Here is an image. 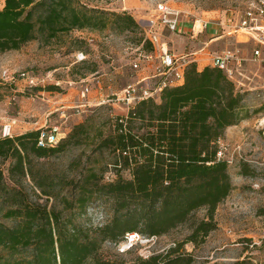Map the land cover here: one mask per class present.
<instances>
[{
  "label": "trees",
  "instance_id": "16d2710c",
  "mask_svg": "<svg viewBox=\"0 0 264 264\" xmlns=\"http://www.w3.org/2000/svg\"><path fill=\"white\" fill-rule=\"evenodd\" d=\"M108 28L134 33L145 51L153 50L128 11L89 7L80 0H0V53L19 50L32 40L53 45L73 30ZM85 67L96 71L95 64ZM244 101L243 89L223 70L212 65L199 70L191 63L183 83L164 88L159 99L139 100L127 114L113 116L108 134L98 130L91 138L89 125L82 122L55 146L39 144L41 128L1 136L0 159L11 160L13 186L0 169V213L14 224L0 223V264H195L184 246L205 242L218 226L219 205L233 190L229 164L218 151L227 128L251 116ZM261 110L264 104L254 113ZM90 142L95 150L114 154L115 180L103 181L106 166H84L78 180L38 167L44 159ZM247 161L241 159L240 174L254 176ZM77 166L72 162L67 170ZM122 170L131 178H124ZM25 178L60 207L28 200L22 188ZM101 198L112 201L109 221L97 226L75 221L86 214L91 201ZM181 227L187 234L162 253L131 262L100 255L105 242H125L129 233L155 238Z\"/></svg>",
  "mask_w": 264,
  "mask_h": 264
},
{
  "label": "rangeland",
  "instance_id": "374dc122",
  "mask_svg": "<svg viewBox=\"0 0 264 264\" xmlns=\"http://www.w3.org/2000/svg\"><path fill=\"white\" fill-rule=\"evenodd\" d=\"M80 1L89 7L116 12L128 11L144 32L148 26L147 19L152 16L153 10L160 2L179 10L187 21L194 22L199 19L209 24H222L229 16H233L238 23L243 9L241 0ZM159 31L170 49L177 53L197 51L208 41L206 36L200 37L199 40V37L191 39L187 34H177L166 29L160 28ZM236 35L210 43L206 51L213 54L232 49L245 58L246 77L239 78L246 83L242 88L245 92L244 105L251 116L234 125L221 139V144L227 149V156L234 157V163L229 164L233 190L219 205L216 211L218 226L205 242L199 245L187 243L184 246L186 251L195 256V264H235L242 260L264 264V110L254 113L264 104V46L259 45L244 31ZM256 48L261 51L258 57L254 55ZM143 50V43H137L134 33L119 34L108 28L104 31L73 30L65 34L62 41L53 45L48 46L40 40H32L19 50L0 53V116H13L17 124H33L40 119L39 109L52 104L55 107L63 106L67 116H72L68 129L64 135H59L60 138L67 137L73 127L82 122L89 125L91 138L96 136L98 130L108 134L112 130L111 118L125 115L129 111L124 103L114 101V94L149 72V66L144 63L143 68L136 70L133 67ZM196 57L202 58L196 63L197 66H207L211 63L209 55ZM90 64L96 66L93 73L85 67ZM5 71L12 76L27 71L45 80L41 85L44 89L28 88L24 80L12 83L4 79ZM86 85L91 86V92H94L83 96L82 91ZM49 86H56L57 89L48 90ZM94 95L98 98H92ZM159 96L155 98L159 99ZM103 99L113 100L99 103ZM15 135L14 133L13 136ZM94 141L97 142V139L94 138ZM91 142L68 148L65 152L44 159L38 167L58 175L66 172L68 176H76L75 179L78 180L79 172L84 166H106L103 181L115 180L117 173L113 164L114 154L109 150H95ZM237 147H240L241 154L255 171L254 176L240 174L241 159L235 153ZM72 162L78 166L74 171H68ZM10 164L11 160L0 159V169L4 172L5 180L9 186H13L8 172ZM121 174L124 178H131L128 170H122ZM22 188L30 201L47 204L49 208L55 203L53 199L48 201L40 195L39 189L30 178L23 180ZM55 204L60 207L58 203ZM3 206L6 207L5 204ZM2 214L3 211L0 213V223L12 226L14 221L4 218ZM113 215L112 201L101 198L91 201L86 214L75 217V221L97 226L109 221ZM187 232V229L181 227L165 236L144 237L143 241H138L132 246L124 242H105L100 255L104 259L126 262H131L137 257L147 258L164 252L176 240L183 239Z\"/></svg>",
  "mask_w": 264,
  "mask_h": 264
},
{
  "label": "built area",
  "instance_id": "2783aa9c",
  "mask_svg": "<svg viewBox=\"0 0 264 264\" xmlns=\"http://www.w3.org/2000/svg\"><path fill=\"white\" fill-rule=\"evenodd\" d=\"M243 9L239 16L238 23L235 22L233 16H229L224 23L220 24L223 30L230 35H236L241 31L249 34L259 45L264 46V0H241ZM182 15L179 10H175L164 2L157 4L153 10L152 16L147 19L148 26L146 28V36L153 44L152 51H142L138 61L133 63L134 69L143 68L144 64L150 67V63L156 62L155 71L152 75L144 76L134 82L127 84L119 93L114 94V101L124 103L128 110L142 99L155 98L160 95L162 90L169 86H175L183 83L185 70L191 63H198L202 58L196 55H209V61L214 67H218L232 79L238 86L239 77H243V66L245 58L240 56L237 50L225 49L220 52L210 54L205 48H201L196 52L184 51L177 53L170 49L168 43L163 40L160 28L177 34H189L191 37H197L209 25V22L203 20H195L191 29H187L181 23ZM260 48L254 50L256 57L260 56ZM144 63V64H143ZM4 79L16 83L19 79L24 80L28 88L41 86L45 80L29 74L27 71L15 74V76L4 72ZM96 83V82H95ZM99 84L100 81L98 80ZM240 87V86H239ZM241 88V87H240ZM242 89V88H241ZM92 90V87L86 85L82 91V95L86 96ZM113 99H103L99 103H106ZM16 119L4 123L1 129V136H12L13 126ZM39 144L41 146H55L60 141L59 126L50 128H41ZM227 149L224 144L218 151V157L227 160L228 164L234 163L233 156H227ZM235 153L240 159L245 160L241 154L240 147L235 148ZM144 237L139 233H129L124 242L127 245H133L138 241H143Z\"/></svg>",
  "mask_w": 264,
  "mask_h": 264
},
{
  "label": "crops",
  "instance_id": "0c3cea01",
  "mask_svg": "<svg viewBox=\"0 0 264 264\" xmlns=\"http://www.w3.org/2000/svg\"><path fill=\"white\" fill-rule=\"evenodd\" d=\"M181 23L184 24L188 30L191 29L192 24H193V22L187 21L183 17H182ZM203 34H205V35H203ZM187 35H189V34H187ZM203 36H206L208 41L205 42V46H202L201 48L206 49V47H208V45L214 41H218L219 39H226V38L228 39V37H230V36H237V35H230V34L226 33V31L222 29V27L220 26L219 23H215V24H209L206 27V29L203 32H200V34L197 37H191L190 36V38L191 39H198V37H199V40H200V37L203 38ZM201 48L197 49V51L200 50ZM194 52H196V51H194ZM155 66H156V62H153L149 67V72L142 75V77L152 75L155 71ZM204 67H205V65L202 67L198 66V69L201 70ZM243 72H244L243 76L246 77L245 76V73H246L245 63L243 66ZM247 78H248V76H247ZM237 82L241 88H243L246 85V83L244 81H242L241 78H239ZM92 92H94V91H92ZM96 95L92 96V98H98V96L96 97ZM63 109H64L63 106L62 107H55V106H52V104L44 105V107L42 109H39V113H40L39 114L40 115L39 121H37L33 124L29 123V122L28 123L25 122L24 124L20 122L17 124V120H16V124L13 126V134L15 133L16 135H18V134H21V133H24L26 131L33 130V129L50 128L52 126L59 125V128H60L59 135L60 134L64 135V133L68 129L69 121L71 120L72 116H70V115L67 116V112ZM13 118H14L13 116H0V125H3L4 123L10 122L11 119H13ZM64 125H65V128H64ZM233 127H234V125L228 127L226 130V133L230 132L233 129ZM0 137H1V129H0Z\"/></svg>",
  "mask_w": 264,
  "mask_h": 264
}]
</instances>
